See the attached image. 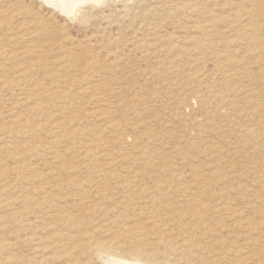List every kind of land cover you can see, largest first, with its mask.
Returning <instances> with one entry per match:
<instances>
[{"label": "rangeland", "instance_id": "374dc122", "mask_svg": "<svg viewBox=\"0 0 264 264\" xmlns=\"http://www.w3.org/2000/svg\"><path fill=\"white\" fill-rule=\"evenodd\" d=\"M83 2L79 3L76 11L69 16L63 13L60 8L50 5L51 3L48 4L44 0H0V38H9L10 44L13 43L11 47L16 48V50L34 51L30 57L22 56L24 59L19 57L11 63L2 60L0 64L3 67L7 66L5 69L16 82L12 89L3 86V90H0V134L2 135L0 138L3 139H1L0 145L5 144V141L7 144L2 145L0 157L5 159L3 163H7L9 170H11L4 177L0 175V181L2 182L3 178L9 180L13 185L12 189H14L9 192L10 195L8 192L6 195V191L0 193V206L6 201L12 205L14 203V206L21 204L19 201L25 189L26 178L30 179L27 181L39 179L33 174V169H41V172H45L44 176L47 175L46 178L55 182L56 179H53L55 176L50 173L51 169L48 166L45 153L32 152V154L30 148L27 147L40 138H46L47 141L50 139L49 141L53 143V139L56 137L52 135L53 129L50 128L54 127L55 123L66 122L67 120V122L72 123L80 118L76 124L75 122L72 123L75 124L73 129L77 132L70 140L60 138V141L58 137L60 142H57V145L56 142L55 145L53 144L55 150L65 154L64 158L67 159L66 162L68 161L67 165L72 167V171L76 170L75 166H82V168L77 167L76 174L79 170H81L80 174H88L90 171L87 170L85 164L94 158L104 164L111 158L122 160V162L127 159H135L137 163L129 162L128 165L137 169L140 167V160L155 161L161 159L171 162L169 166L173 165L171 166L173 168L166 171V174H171L172 170L179 172L182 169L180 172L185 173L184 177L188 180L194 179L196 175L202 176L210 172L215 175L218 174L222 178L224 177V181L213 186L218 191L221 187H225V189L222 188L224 191L228 189V192L233 196L232 202L237 201L236 203L233 202L235 206H243V209H247V207L248 209L257 208L258 206L262 208L264 199L260 198H264V0H85ZM43 24L45 25L43 26ZM20 34L26 35L30 41L23 44ZM68 53H74L78 58L77 60L72 59L74 63H72L71 69L67 65H59L60 60ZM15 66L24 67L26 73L28 71L32 76L27 73L29 78L23 77L21 79L22 77H20L19 79L16 77L18 75L14 70ZM77 68L80 71H77ZM52 74H59L58 80L60 82L52 83L54 82L50 81ZM78 77H83V80L79 81ZM20 80L25 85L21 84ZM58 83L60 86H62L61 83H65L63 86L71 87L73 97L70 95L71 97L68 96L62 103L50 104L51 107L31 114L28 120L30 124H38L36 125L39 129L38 135L26 137L25 140L15 136L14 133L19 127L20 121H23L22 118L25 117L26 108L31 109L35 106V103H32L34 101H41V103L47 101L52 88L60 87ZM31 84L33 85L31 86ZM87 85L90 89L85 90ZM98 91L99 93H97ZM23 92H28L29 95ZM33 93H36L38 100L33 97ZM24 95L26 96L24 97ZM65 109H69V111ZM40 111L41 114H38ZM100 117H103V120ZM251 129L254 131L252 132ZM242 131H245L244 133L247 135ZM237 134H239V138ZM50 136L53 137L50 138ZM221 138L223 139L221 140ZM95 141L96 143H94ZM101 142L104 144L102 145ZM100 144L102 146H99ZM82 145L86 146L82 148ZM96 146L99 147L96 148ZM87 147H91L92 151ZM99 149L104 153L100 152ZM145 149L150 153L142 152L146 151ZM93 151L96 153L94 156L92 153L90 154ZM218 152L222 154L219 156ZM82 156L84 160L81 159ZM108 156L110 157L108 158ZM187 160L189 162L185 163ZM79 161L83 163L80 164ZM203 161L204 164H202ZM227 162L232 165L227 164ZM37 164L43 167H39ZM212 164L217 165L214 168ZM178 165L184 166L178 168ZM31 168L32 173H30ZM103 168H105L104 165ZM57 170V168L54 169L55 173L58 172ZM188 172L195 174H192L193 178ZM196 172H203L204 174H197ZM17 181L18 184L20 183L19 186ZM241 186L243 187L241 188ZM256 194L258 198L255 200ZM87 195L91 196L92 192L87 193ZM7 196L13 197V199L10 198L5 201ZM70 198L72 197L70 196ZM71 202L72 200L67 198L66 201L59 204L63 208H58V205L57 210L79 213L84 217L83 222L87 224H66L62 228L64 230L60 232L61 236L65 238L66 243H75L81 246L76 251L74 250L75 253L83 254L82 259L81 256L77 255L81 261L86 260L88 261H85L87 264H108L113 256H99L94 252L92 246L84 245L79 238L82 236L81 232L87 231L94 240H103L105 236L98 231L92 232V228L94 226L97 228L96 224L104 218L106 213L101 214L96 209L86 212V209L79 208H77L78 212L76 213L75 203L73 207V202ZM63 203H65V207ZM248 204L251 206L256 204L257 206L251 207ZM6 207H0L1 217L10 213L9 208ZM39 213L33 214V217L32 215L23 216L20 214L22 216L17 217L14 221L11 219L10 224L5 222L8 226L10 225L9 227L4 226L5 223L0 220V239L2 240H0V264H24L27 261L26 258H30V262L33 260L30 264H38L36 260L41 258L40 255H47L45 250L42 252L41 248H38L37 245L40 243L37 238L42 236L46 240H50L51 238H47L50 237L51 233L47 230L54 229L56 225L49 222L50 219H42L44 217L43 211ZM109 216L114 219L116 214ZM255 217H259L258 214ZM42 222L44 224L50 223L47 229L43 228ZM27 223L33 224H29L31 229L28 226L23 229V224ZM84 225L87 226L86 229H84ZM241 231L236 228L233 232H227L231 234L227 235L226 238L229 239V242L226 243L232 247L235 246L234 249H236V245L239 247L242 245L243 240L240 239L246 236L242 235ZM6 232H8V236L4 234ZM258 232L251 230V235L247 236L255 237V241L251 239V244L240 250L238 254L235 250H233L234 252L228 251L226 257L219 253L224 248L221 245L215 247L217 248L215 253H206L205 249L210 248L207 245L214 238L210 239L206 236L207 234L205 236L202 234L197 239L202 240L200 246L194 248L198 254L195 253V257L194 255L190 256V260L186 261V264H201V261L203 264H213L214 261H218L217 264H230L232 261L235 264L239 262V264H264V239L262 240L264 238L262 235L264 234V223L261 224V229ZM3 235L6 236L3 238ZM36 236L37 238H34ZM25 237H28V240ZM234 239L237 241H233ZM4 242L9 245L2 247L1 243ZM255 242L259 247L258 250H256ZM235 243L237 244L234 245ZM4 248L5 250H3ZM203 255H205L204 258ZM247 255H250L249 258ZM234 258L236 259L235 262ZM260 259V262L257 261ZM131 260L129 259V261Z\"/></svg>", "mask_w": 264, "mask_h": 264}, {"label": "bare ground", "instance_id": "6f19581e", "mask_svg": "<svg viewBox=\"0 0 264 264\" xmlns=\"http://www.w3.org/2000/svg\"><path fill=\"white\" fill-rule=\"evenodd\" d=\"M44 1L48 2V4L51 3L50 5H54L55 7L60 8V10L63 13H65L66 15H69V16H71L72 13L74 11H76V8H77L79 3H81L82 1L85 2V0H44ZM86 1H90V0H86ZM81 9H82V7H81ZM129 14H130V12H129ZM133 16H135V15H133ZM44 25L45 24H43V26ZM20 37H21V41L23 44H26V42L28 43L30 41V39L27 38L26 35H24V34H22ZM20 37H19V40H20ZM5 38L4 39L0 38V64H1L2 60H3V62L8 61L11 63L13 60H15L19 57L24 59L22 56H29L30 57L32 55V52H34V51L27 52L25 50L21 51L19 49L16 50V48L11 47V44H13V43L10 44V42L8 40L9 38H6V39ZM15 43H14V45H15ZM72 59L77 60L78 58L74 53H68L60 60L59 65H61V64H62V66L67 65V67H69L71 69L72 63H74V62H72L73 61ZM91 59H93V58L91 57ZM5 63H7V62H5ZM63 64H65V65H63ZM96 66H98V65H96ZM6 67L0 66V90H3V86H8L9 89H12L16 83L14 81L13 77L9 76L8 70L5 69ZM14 68H15L14 70H16V74L18 75L16 77H19V79H20V77H22L21 79H23V77H25L27 79L30 76H32V74L29 73L28 71H27V73H29L30 76L26 73V70L24 67L22 68L19 66H15ZM58 68H57V70H59ZM77 69H78L77 71H80L79 68H77ZM13 71H11V72H13ZM74 71H75V69H74ZM57 72H59V71H57ZM59 73H61V72H59ZM75 74H76V72H75ZM7 77H9V78H7ZM50 77H52V79L50 81H54L52 83L55 84L56 82H60L58 80V78L60 77L59 74H57V75L52 74ZM63 77H64V75H63ZM71 77H73V76H71ZM61 78H62V75H61ZM73 78H72V80H73ZM30 79H32V78H30ZM64 80H65V77H64ZM72 80H70V81H72ZM78 80L79 81L83 80V77H78ZM29 82H31V80ZM20 83H21V80H20ZM22 83H23V81H22ZM88 83H90L89 80H88ZM93 83H94V81H93ZM23 84L25 85V83H23ZM26 84H27V81H26ZM61 84H62V86H60V84H59L60 87H58V88L62 87L63 89H58V88L53 89L54 88L53 87L51 92L49 93V95L47 97V101H42V103H41V101H34L32 103H35V106H33V107L30 106L31 109L29 107L26 108L25 117L22 118L23 121H20L19 127L18 128L16 127L17 130L14 133L15 136H19L21 138H24L22 140H25L26 137H30L32 135H34V137H35L36 134L38 135L39 129L36 126L38 124L37 123L30 124L28 118L31 116V114H33L34 112H36L38 110L43 111V110L49 108L50 104H57L58 102L62 103V101H64L66 98H68V96L73 94L71 87L63 86V84H65V83H61ZM27 85L29 86V84H27ZM32 85L33 84H31V86ZM21 86H23V85H21ZM37 86H39L38 83H37ZM96 87H98V86H96ZM32 89H31V91H32ZM84 89L88 90V89H90V87L87 85ZM92 89H95V88H92ZM20 91H21V89H20ZM74 92L77 93L76 91H74ZM0 93H1V91H0ZM26 93H28V92H26ZM26 93H24V94H26ZM97 93H99V91ZM77 94H79V93H77ZM27 95H29V93ZM25 96L26 95H24V97ZM33 97L35 99L37 98L36 93H33ZM72 97H73V95H72ZM174 97H175V95H174ZM22 99H24V98L22 97ZM213 99H211V100H213ZM37 100H38V98H37ZM99 103H101V102H99ZM17 106H19V105H17ZM59 107L61 108L60 105H59ZM52 108H53V106H52ZM57 108H58V106H57ZM112 109H114V108H112ZM33 110H35V111H33ZM66 111H69V109ZM101 112H102V110H101ZM110 112H111V110H110ZM42 113L44 114V112H42ZM50 113H52V112H50ZM58 113H59V111H58ZM106 113H105V115H108ZM38 114H41V111ZM223 114L225 115V113H223ZM111 115H113V114H111ZM102 116H103V114H102ZM243 116H244V113H243ZM76 117H77V115H76ZM76 117H75V119H77ZM46 118H48V117H46ZM69 118H70V116H69ZM62 119L64 120V118H62ZM79 119H77L76 122H78ZM104 119H106V118H104ZM246 119H248V118H246ZM235 120H236V118H235ZM67 121L61 122V123H55L53 121L55 123L54 127L50 128L51 130L53 129L52 135L54 137H56L53 139L54 140L53 143H52V141H49L50 139L47 141L46 138H44V139L40 138V139H37V141H35L32 145L30 144L31 146L27 147V148H30L31 153L32 152H42V153L44 152L45 153L46 160L48 159V163H49L48 166L51 169L50 173L52 174V176H55V178L53 177V179H56L55 182H52L49 180V178H46L47 175L44 176L45 172L44 173L41 172L40 171L41 169L39 170V168L37 167L38 169H33L34 170L33 174L36 175L39 179L33 180V181H27L30 179L25 177L26 178V183L24 185L25 189L23 191V195H21V198H20L21 200L19 201L21 204L18 206H16V205L14 206V203H13V205L10 202L8 203V201H6V200L10 199V198L13 199V197L7 196L8 198L4 199L6 202L0 206L2 208L7 206L6 208H9L8 210L10 211V213L5 217L4 216L1 217L2 214L0 215V220H2L3 223L6 222V223L10 224V222L12 221L11 219H13V221H14V219H17V217L22 216V215L23 216L32 215V217H33V214L36 215V213L43 211L44 217L42 219H44V218L50 219L49 222H52V224L56 225V226L54 225L55 226L54 229L51 228V229H49V231L47 230V232L51 233L50 237L47 238V239L51 238L50 240H46L42 236L38 237V238H37V236L34 237V238H37L38 242L40 243V244L36 243V244H39V245H37L38 248H41L40 249L41 251L45 250V253H47V255H45V254L42 256L40 255L41 258H39L38 260H36L34 257H32L34 260H36L38 262V264H54V263H56V264H58V263H60V264H87V263H85L86 258L84 259L85 261H81L79 258V256H81V259H82L83 254H81L80 252H79V254L75 253V251L81 246L76 245L75 243H66L65 238H63L60 234V232L64 230L62 228L66 224H72V225L76 224V223L79 225L87 224L86 222H83L84 217L81 216V214H79V213L74 214L68 210H65V211L57 210L60 207L63 208L62 205L60 206L59 204L61 202L66 201L67 198L71 199L73 202V203L71 202L73 205L71 203L70 204L68 203L69 205H72L74 207V203H75L76 207H74V208H76V213L78 212L77 208L86 209V212H89L91 210L96 209L101 214L106 213V214H104V218L101 219L96 224L97 228L95 226L92 228V232L98 231V232H101L105 236V238L103 240H101V241L100 240L96 241V239L94 240L91 237V235L88 234L87 231L81 232L82 236L79 238L83 242L84 245H88L89 247L92 246L94 249V252L96 254H98L99 256H101V257L103 255L113 256V259L109 260L108 264H186V261L190 260L189 259L190 256L194 255V257H195L198 254V252L194 251V248L200 246V243L202 240L199 241L200 239L199 240H197V239H198V236H200L202 234H204V236L207 234L206 236L210 239L214 238L213 240H211V242L208 240L210 242V244L207 246H209L210 248L205 249L206 250L205 252L206 253L207 252L215 253V251L217 250V248H215V247L218 245H221V247H224V248H222L219 253L221 254V256H225V257L227 255V253H229L228 251L232 252L233 250H235L237 252L236 254H238V252L240 250H243L245 247H247L248 245L251 244V239H253V241H255V239H256L255 237L251 238L248 236L251 235V233H250L251 230H253V231L255 230V232L260 231L261 224L264 223V206L262 208H259V206H258L257 208L253 207L250 209H248V207H247V209H243L244 208L243 206H241V207H239V206L237 207V205L235 206L233 204V202L236 203L237 201L232 202L233 196H232V194H230V192H228V189H227V191H224L225 187H221L220 191L215 189L214 186L218 185L219 182L224 181L223 180L224 177L222 178L218 174L215 175V174H212L210 172V173H207V174L202 175V176L196 175L194 177V179L188 180V179H186V177H184L185 173L182 174L180 172L182 169L180 171L178 170L180 173L177 172V170L176 171L172 170L171 174H168V173L166 174V171L171 170L173 168V167L171 168V166H173V165L169 166V164L171 162L170 163L166 162V160L165 161H162L161 159L155 160V161H153V160H147V161L146 160H140L139 161L140 167L137 169V168H132L131 165L130 166L128 165L129 162L137 163L135 161V159L134 160L127 159L128 161L126 160L125 162H122V160H116V158L115 159L111 158V160H109L108 162L105 161L106 162L105 164L103 162H101L100 160H97L96 158H94V159H92V161L87 162V164L84 163L87 170L90 171V172L87 171L88 174H86L87 172L85 173L86 175L80 174L81 170H79L78 174H76L77 173L76 172L77 167L82 168V166L80 167V166L74 165L76 167V170L72 171V167L67 165L68 161L66 162L67 159L64 158L65 154L63 155V153L61 154L60 152H58V150H55V146H54L55 142L57 145V142L61 141L60 138H65V139L70 140L71 137L77 132V130L73 129V126L76 124V122L73 120L75 122V124L73 125L72 123H74V122L71 123V122H67ZM47 122H49V121H47ZM197 122H199V121H197ZM200 122H202V121H200ZM17 124H19V123H17ZM228 124H230V123H228ZM51 125H49V126H51ZM199 126L201 127V125H199ZM203 126H205V125H203ZM116 127H114V128L116 129ZM40 128H42V127H40ZM76 128H79V127H76ZM241 128H242V126H241ZM109 129H111V128H109ZM107 130H106V132H107ZM47 131H48V129H47ZM200 131H202V130H200ZM221 131H220V133H221ZM253 131L254 130H252V132ZM242 132L244 133L245 131H242ZM2 133H4V132H2ZM7 133H5V134H7ZM259 133H260V131H259ZM205 134H207V133H205ZM244 134H246V133H244ZM244 134H243V136H244ZM237 135L239 138L240 137L239 134H237ZM53 136H50V138ZM3 137L5 138V136H3ZM58 137H59L60 141H58L59 140V139H57ZM224 137H225V135H224ZM251 137H252V135H251ZM251 137H249V138H251ZM255 138H257V137H255ZM1 139L2 138H0V141H1ZM134 139H135V136H134ZM202 139H203V137H202ZM222 139L223 138H221V140ZM5 140H8V139H5ZM124 140H126V139H124ZM201 140H200V143H201ZM261 140H263V139H261ZM193 142L195 143V140ZM228 142H230V141H228ZM94 143H96V141ZM196 143H197V141H196ZM225 143H227V142L225 141ZM243 143H244V141H243ZM246 143H247V141H246ZM5 144H6V141H5ZM5 144L3 143L2 145H5ZM103 144L104 143H102V145ZM105 144H106V142H105ZM2 145H0V151L3 148ZM102 145L100 144L99 146H102ZM84 146H86V145H82V148ZM99 146H96V148ZM108 146H110V145H108ZM226 147H227V145H226ZM250 148H252V147H250ZM88 149H91V147ZM100 149H101V147H100ZM100 149H99V151H100ZM94 150H95V148H94ZM216 150H219V149H216ZM91 151H92V149H91ZM100 152L104 153L103 151H100ZM142 152H149V151L146 150V151H142ZM91 153H92V156H94L96 154V153H94V151L90 152V154ZM84 154H85V152H84ZM84 154H82V155H84ZM190 154H193V153H190ZM216 154H217V152H216ZM216 154H213V155H216ZM218 154H219V152H218ZM220 154H222V153H220ZM220 154H219V156H220ZM98 155H100V154H98ZM143 155H145V154L143 153ZM45 156H43V157H45ZM86 156H87V154H86ZM193 156H195V155H193ZM208 156L210 157V155H208ZM109 157L110 156H108V158ZM232 157H233V154H232ZM83 158L84 157L82 156L81 159H83ZM81 159H80V161H82ZM195 159L197 160V158H195ZM212 159L214 160V157ZM4 160H5L4 158L0 157V175L2 177H4V175H8L7 172L11 171V170H9L7 163H3ZM80 161H79V163H80ZM187 162H189V161L187 160L185 163H187ZM82 163H80V164H82ZM204 163L205 162L203 161L202 164H204ZM214 163H216V162H214ZM34 164H36V163H34ZM174 164H177V163H174ZM194 164H193V166H194ZM217 164H215V165H217ZM227 164L232 165L230 162L229 163L227 162ZM240 164H243V162H240ZM37 165L39 166V164H37ZM103 165L105 166V168H103ZM109 165H110V167H109ZM215 165H213L214 168L216 167ZM29 166H31L32 168H35V166H33L31 164H29ZM179 166H184V165H178V168H180ZM191 166H192V164H191ZM39 167H43V166L40 165ZM175 167H177V166L175 165ZM32 168H31V172L29 170L30 173H32V171H33ZM55 168L58 169L57 173H55V171H54ZM200 168H202V167H200ZM95 169H97V170L95 171ZM52 171H54V172H52ZM190 171H191V168H190ZM200 171H201V169H200ZM221 171H223V170H221ZM29 172H28V174H29ZM197 172H199V171H197ZM25 173H26V171H25ZM188 173H190V172H188ZM202 173L203 172L197 173V174H202ZM235 173H237V172L235 171ZM260 173H259V175H260ZM190 174H191L190 176L193 178V176H192L193 173H190ZM222 174H224V173L222 172ZM227 174H228V172H227ZM231 174H233V173H231ZM193 175H195V174H193ZM27 177H28V175H27ZM31 177L33 178L32 175H31ZM22 178H24V176ZM29 178H30V174H29ZM18 179H20V178H18ZM24 179H22V180H24ZM2 180H3L2 182L0 181L1 182L0 183V193H5V191H6V195H7V192L9 193V192H11V190L12 191L14 190V189H12L13 185L9 182V180L8 181L4 180V178ZM18 181H17V184H18ZM11 182H13V181H11ZM14 182H16V181H14ZM19 185H20V183L18 184V186ZM16 187H17V185H16ZM16 187H14V188H16ZM24 187H22V188H24ZM233 187H235V186L233 185ZM242 187L243 186H241V188ZM222 188H224V189H222ZM229 188H232V187H229ZM245 189H246V187H245ZM245 189H243V190H245ZM249 189H251V188H249ZM234 190L236 191L237 189H234ZM71 191H73V192H71ZM89 192H92L91 196L87 195V193H89ZM255 192H256V190H255ZM9 195H10V193H9ZM236 195H238V194H236ZM261 195H263V194L261 193ZM70 196L72 198H70ZM253 196H255V195H253ZM256 198H258V195L254 199L256 200ZM260 199H264V198L261 197ZM0 200H1V198H0ZM4 200H3V202H4ZM257 200H259V199H257ZM249 201H250V199H249ZM241 202H244V201H241ZM241 202H240V204H241ZM251 202H252V200H251ZM262 203H263V201H262ZM64 204L65 203H63V206H64ZM248 205H250V204H248ZM255 205H252V206H255ZM57 206H58V208H57ZM5 212H7V211H5ZM20 214H22V215H20ZM110 214H116L115 218L111 219L109 216ZM257 214L259 217H255ZM39 215H40V213H39ZM37 217L39 218V216H37ZM25 218L26 217H24V219ZM28 220H30V219H28ZM35 220H33V221H35ZM24 221L27 222V220H24ZM39 222H41V221H39ZM46 222H48V221H46ZM6 223L3 225L8 226ZM29 224L28 223L23 224L24 225L23 229H26L27 226L31 229L32 227H30ZM30 225H33V224H30ZM48 225H50V223L44 224L42 226L44 229H47ZM86 227L87 226L84 225V229H86ZM236 228H237V230H239V229L242 230L241 231V234L243 233L242 235H246L242 239H240V240H243L242 245H240V247L236 245L238 242L234 244V245H236L237 250L233 248L235 246L232 247V245L227 244L229 242L228 241L229 239L226 238L227 235L231 234V233L229 234L227 232H231V231L233 232L236 230ZM42 229H40V230H42ZM9 232H10V230H9ZM7 233L8 232H6L4 234H6L8 236ZM258 233H256V234H258ZM237 234H240V233H237ZM262 235H264V234H262ZM5 236L3 235L2 237L4 238ZM25 238H27L26 240H28V237H25ZM5 239L8 240V238H5ZM263 239L264 238H262V240ZM92 240H93V243H91ZM235 240L237 241V239H234L233 241H235ZM35 241H36V239H35ZM6 242L1 243V246L7 247L9 244L7 245ZM14 244H16V243H14ZM255 244L257 246V249L256 248L255 249L258 250L259 247H258L256 242H255ZM10 246H12V245H10ZM76 246H77V248H76ZM253 246H252V248H254ZM82 247H85V246H82ZM8 248H10V247H8ZM3 250H5V248ZM40 250H39V252H40ZM260 251H262V250H260ZM195 253H196V255H195ZM245 253H247V252H245ZM255 254H257V253L255 252ZM77 255H79V256H77ZM240 255H242V254H240ZM204 256L205 255H203V258H204ZM216 256H218V255H216ZM249 256L247 255L248 258H249ZM251 257H253V256L251 255ZM228 258H231V257H228ZM26 259H27V261H26ZM26 259H25L26 262L24 264H30L33 261L32 260L30 262V258H26ZM129 259H132V260L129 261ZM211 259H212V257H211ZM239 259H240V257H239ZM87 260H89V259H87ZM122 260H124V261H122ZM201 260H203V259H201ZM224 260H227V259H224ZM235 260L236 259L234 258V262H235ZM240 261H242V260L240 259ZM248 261H249V259H248ZM257 261L260 262L261 259L257 260ZM262 261H263V259H262ZM86 262H88V261H86ZM202 262L203 261H201V264H203ZM217 262L218 261H214L213 264H217ZM209 263H211V262H209ZM232 264H235V263H232Z\"/></svg>", "mask_w": 264, "mask_h": 264}]
</instances>
